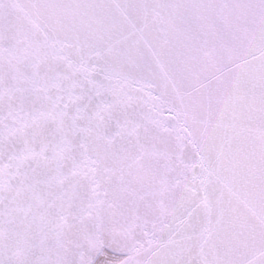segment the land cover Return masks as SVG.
<instances>
[{"label": "snow or ice", "instance_id": "snow-or-ice-1", "mask_svg": "<svg viewBox=\"0 0 264 264\" xmlns=\"http://www.w3.org/2000/svg\"><path fill=\"white\" fill-rule=\"evenodd\" d=\"M0 264H264V0H0Z\"/></svg>", "mask_w": 264, "mask_h": 264}]
</instances>
